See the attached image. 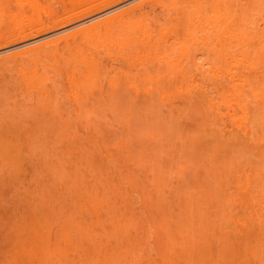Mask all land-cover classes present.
<instances>
[{"label": "bare ground", "instance_id": "6f19581e", "mask_svg": "<svg viewBox=\"0 0 264 264\" xmlns=\"http://www.w3.org/2000/svg\"><path fill=\"white\" fill-rule=\"evenodd\" d=\"M16 1L18 3L16 5L28 7L36 2V0ZM121 1L123 0H70L69 6L63 9L60 17L51 10L48 14L41 11L34 18L24 17L20 20L21 22H14L7 36L2 30L3 22L0 20V40L16 36L24 39L65 25ZM162 12H165V15L158 17ZM43 18L47 19V24L44 23ZM192 53L194 60L196 57H202L203 62L209 65L207 70L218 79L212 92L201 90L194 80H191L190 86L184 84L182 87L185 94L193 100L191 105H196L203 113V123L201 122L205 128L203 130H210L206 127L212 128L210 132L215 130L221 135L230 132L233 134L231 142L248 143L253 152L264 160V0H142L100 21L0 58V95L2 96L0 99L3 102V96H5L9 99L5 100L10 101L7 103L4 100L5 103L2 106L6 104L8 107L7 104H11L10 109L5 107L2 110H5L4 113L0 111V129L2 126L9 125L14 130L12 133L14 135L17 133L15 136L19 137L14 136V139L13 135L9 134L15 142L12 138L11 142L0 138V242L2 244L0 264H110L120 260L121 256L107 258L102 242L103 231L107 222L111 224V227L118 228L122 218H126L118 210L121 193L125 186L141 188L135 180H131L134 176L129 168L136 170L140 163L139 156L146 155L145 160L141 161L143 168L147 159L151 158V152L142 148L144 153L139 155V148L134 145V148L138 150L135 151L131 148L133 145H129L126 147L127 154L122 158L128 163H126L127 166L125 162V165L122 163L121 158L116 159V163L109 164L101 154V136L99 138L93 136L91 140H84L82 137L79 139L78 135L72 136L74 139L72 137L63 139L62 136L61 139L54 125L50 124L53 119L56 121L60 118L58 105L64 100L60 99L63 97L70 100L73 103L71 105H75V109L92 110L91 114L101 113L104 121L114 118L113 122L112 120L111 123L105 122V125H111L110 127H113L112 124L120 125L119 135L125 132L123 135L126 134L128 138L136 133V123L145 124L152 133V135L151 133L145 135L152 139L153 145L157 137L154 132H158L159 129V132L162 131V136L166 134L164 122L161 117L159 119V111L153 106L157 100L154 96H159L162 102L163 97L160 96L167 89L156 84L153 86L155 91L148 89L142 94V90L140 92L135 84L139 82L142 86V81L146 84L151 83L150 81L157 83L159 79L165 78V76H159L164 73L163 68L167 70L169 68L170 73L172 68L174 75L188 78L190 74L186 71L191 70L197 73L199 66L203 63L193 61L195 63L193 67L186 66V59H189ZM169 71L166 72L168 75H170ZM129 83H134V87ZM119 86L128 92V98L125 97L127 94L123 95V100L133 107H129L128 111L137 109L136 117L132 118L130 113L123 112L121 115L118 112L121 94H124L122 90V92L117 90ZM149 87L151 88L152 84ZM110 88L112 91H109ZM129 88L133 91H129ZM112 92H115L117 96ZM116 92H119L120 96ZM144 95L152 97L148 99L152 106L144 104L147 99L143 97ZM115 98L119 99H117L118 102ZM64 101L67 102V100ZM249 103H253L257 111L261 113L259 126L256 117L250 116ZM64 105L62 104L61 107ZM109 108L116 114L111 115V112L109 114L107 111ZM177 110L178 108H173L170 112ZM97 118L100 119L99 116ZM57 122L60 125V119ZM97 125H104V123ZM56 127L60 129L58 125ZM5 128L7 129V126ZM32 128L34 131L31 132ZM99 131L96 135L100 134ZM199 131L190 135L194 142L198 139L196 137L206 136L202 131L199 136ZM33 132L38 136L41 134L40 138L46 135L40 140V145L31 143H39L37 137V139H30L33 134L29 133ZM51 133L58 134L52 137ZM24 136L31 143L23 144L27 146L26 149L30 148L29 150L19 147L21 142L17 145ZM115 138L117 141V137ZM134 140L137 139L134 138ZM215 143L217 141L212 144ZM206 145L209 144L206 143ZM5 146H7L6 149L16 148L17 150L12 153L10 150L7 151L8 149L5 150ZM238 149L242 150L239 147ZM23 150L28 153H24ZM152 150L155 151V149ZM210 154L213 156L212 152ZM217 155H221L222 158L229 156ZM218 156H216L218 161L214 160L217 165L212 162L214 166L211 169L215 166L221 168L222 165L227 167L230 162L232 163L231 159L222 160L217 158ZM206 162L202 164L208 165L211 160ZM171 164V167L176 165L175 158L172 159ZM146 166L150 168L148 162ZM208 168H210L209 165ZM225 169L228 170V167L216 169L222 170L217 172L218 175L227 176L228 171ZM208 171L211 172V170ZM153 174L156 175V172ZM232 174L234 173L228 172V175L232 176ZM150 176L152 175L149 173L148 177ZM145 177H147L146 174ZM259 178L262 179V177ZM248 180L250 179L244 180L247 185H249ZM222 181L225 186L227 182ZM241 183V181L237 183L239 188L237 192L240 190ZM223 189L226 191V188ZM224 191L222 190L223 193ZM239 192L240 195H228L226 202L234 207L235 214L239 218L237 222L240 230L237 229L232 236L238 233L243 238L242 243L235 249V253L241 259L240 264H250L253 262L250 260L260 256V253L259 246L251 241L258 240L253 226L250 227L247 220L251 218L252 212H255L261 227L263 222H261L259 209H255V206L246 209L247 201H253L252 205L256 203L252 199L253 195L248 194L247 191ZM222 197L219 198L223 200L224 197ZM225 208V204L220 205L219 213L223 214ZM22 209L27 210L28 217H24L25 210L22 211ZM245 211L248 216L241 218L240 214ZM243 220L246 223L241 222ZM186 226L189 227V225ZM225 233L230 232L225 231ZM227 238L230 239L229 236ZM190 253L192 255V251ZM116 264H128V261L124 260Z\"/></svg>", "mask_w": 264, "mask_h": 264}, {"label": "rangeland", "instance_id": "374dc122", "mask_svg": "<svg viewBox=\"0 0 264 264\" xmlns=\"http://www.w3.org/2000/svg\"><path fill=\"white\" fill-rule=\"evenodd\" d=\"M140 1L142 0H135V1L123 0L121 2L111 4L102 10L92 12L91 14H88L87 16H83L82 18H79L77 20L70 21L65 25H60L48 29L42 33L30 35L29 37H26L24 39H20V36H16L15 38H10V39L4 38L0 40V58L32 48L36 45L58 38L59 36L70 33L86 25L100 21L119 11L132 7L137 3H139ZM69 2L70 0H36L33 6L28 7V6L16 5L18 4L16 0H0V20L1 22H3V27L1 26L3 28L2 30L6 32V36H7L8 34H10L11 28L14 26L15 21L21 22L20 21L21 19L28 16L34 18L37 15H39L41 11L44 14H48V11L51 10L56 13V16L60 17L63 9L69 6ZM164 15L165 12H162L158 17ZM43 21L45 24H47L46 18H43ZM193 55L194 54L192 53L189 59H186L187 60L186 66H188L189 68L195 65L194 63L195 61L200 64L201 62H203L202 57L200 58L196 57V59L194 60ZM208 66L209 65L207 63L203 62L199 66L197 73L191 70L190 71L187 70L186 72H189V74L191 75V76L188 75V78H181L179 75H174L175 73L174 70H172V68H171V73L169 71V68L168 70L163 68L162 70L164 71V73L160 74L159 76H165V78L167 79L162 78L163 80L159 79V81L161 82L158 81L156 83L150 81L151 83H147V84L145 81H142L143 84L142 86H140L141 83L139 82L135 84V86H137L139 91L142 90V92L140 91L142 94L145 93L148 89L155 91L156 89H154L153 86L156 84L157 86L159 85V87H161L162 85V87H166L165 89H167L164 90L166 92H162V96H160L163 97L162 102L160 101L159 96L158 97L154 96L156 97L157 100L154 99L156 101L153 103V106L155 109H158L159 111L158 112L159 119L161 117L162 122H164L163 125L165 127L164 129L166 134L162 136V131L159 132L160 131L159 129L158 132L157 131L154 132L155 135L157 134L156 135L157 137H156V142H154L153 145L151 144L153 142L152 139L150 137L149 138L146 137V135L150 134L151 132L148 130L145 124L136 123L135 127L137 130L136 133H134V136L132 137L128 138L126 137V134L123 135L125 133L124 131H123L124 133L119 135L118 132L121 129L120 125L117 126L118 124L117 125L112 124L113 127H110L111 125L108 126V124L105 125L106 124L105 122L111 123V120L113 122L114 118L111 119L110 121H104V118L103 117L101 118V113L99 112L98 113L93 112L91 114L90 112H92V110L90 111L81 108L75 109L76 108L75 105H71L73 103H71L70 100H68L67 98H63L62 97L63 95H61L62 98L60 99L67 100V102L62 100V102H60V104L58 105L60 106L58 107L59 116H60V118L59 117L58 118L60 119V125L57 124L58 123L57 121L59 119L56 121L53 119L54 122L53 120L52 122L48 120L49 122H51L50 125L52 126L54 125L55 131L59 132L61 139L62 137H64L63 139H68V138L70 139V137L72 136L76 137V135H78L79 139H81L80 137H82V139L84 138V140L86 139L91 140L93 139L92 138L93 136L96 138H99L101 136L102 138L101 154L103 159L107 161L109 164L116 163L115 160L118 158H121V161L124 164L125 161H123L122 158H124L125 155L127 154L128 149L126 147H129V145L131 146L133 145L131 147L132 149L134 148V145L138 147L139 148L138 150L140 151L136 150V147L134 148V150L138 151L139 155L141 153H144L142 148H144L145 150L147 149L146 150L147 152L148 151L151 152L150 153L151 158L149 160L147 159L148 165L150 166L151 169L148 168V166H146L147 162L143 167L144 169L142 168L143 163L141 161H143V159L145 160L146 155H141V156L138 155L140 163H138V167L136 170L134 169L132 170V168L128 167L130 171H132L131 173L134 176L131 180L132 181L135 180L136 184L138 183L137 185L140 186L141 188H138L137 186L124 187V190L121 193V198L119 200L118 210L120 211V213H123L126 218L125 219L122 218L120 227L118 228H115V226L114 228L111 227V224L109 222L106 223V226L104 228L102 242L105 248L104 251L106 252L107 258L114 256H121L120 260L114 261L110 264L120 263L123 262L124 260L128 261V264H240L241 259L237 257V254L235 253V249L239 244L242 243L243 238L238 233L237 235L232 236V234H234L237 231V229L240 230V228L238 227L239 223L237 222L239 218L235 214L234 207L230 206L226 202V198L228 197V195L230 196L240 195L239 191H247L248 194L253 195L252 199L255 200L256 203L252 205L253 201H247L246 209L251 208V206H255L256 207L255 209H259V213L261 215V222H263L262 223L263 226L261 227L257 222L256 219L257 216L255 212H252L251 218L247 220L249 226L250 227L251 225L253 226L254 229L253 231L256 233V237L258 240V241H253V240L251 241L252 243H255L257 244V246H259L258 252L260 253V256H256V258L250 260V262L253 261L250 264H264V175L263 174H262L263 176L261 175V173H264V160L260 159L258 154H255L253 152V149H251L252 147L249 146L248 143L231 142V139L233 138V134L230 132H225L224 135H221L218 134L217 131L215 130H212L210 132L212 128H208V127H206V129H210V130L204 131L203 129L205 128L202 124L203 113L201 109L197 108L196 105L195 106L191 105L193 100L190 99L188 95H186L185 92L182 90L184 84L186 86H190V83H192L191 80H194L198 84L201 90L212 92V90L216 87L218 79L216 76H214V74L210 73L207 70ZM168 71L170 75L167 74ZM169 77L171 78V80ZM162 81L166 83H163ZM131 84L132 87H134L133 86L134 83ZM149 84L150 85L152 84L151 88L149 87L150 86ZM112 88H110L109 91H112ZM129 89H130L129 91H133L131 90V88ZM117 90L121 91L122 88L119 86ZM125 90L126 89H123L122 90L123 92L121 91L124 94H121L122 98L120 97L121 101L119 102L120 104H118V108H119L118 112L121 113V115H123L122 114L123 112L127 114L130 113L132 114V118H134L137 115L136 114L137 109L136 110L132 109L130 111L127 110L130 109L129 107L132 106H130L125 102V100H123L124 98L123 95L127 94L125 96L127 98L129 96L128 92ZM116 93H118V96H120L119 92ZM112 94L117 96L115 92H112ZM130 96H132V94ZM1 97L2 96L0 95V98ZM143 97L146 96L144 95ZM149 97L150 96H147L146 97L147 99H145L147 104L146 102L144 104L146 106L147 105L152 106V103H149L150 102L148 100ZM3 99L4 100L8 99V97L6 98L5 96H3ZM115 99H116L115 101L118 102L119 99L118 98ZM4 100L2 102L0 99L1 106L4 105L5 103ZM8 100L5 101L8 103L10 102ZM62 104L63 105L68 104L69 106L64 105L63 107H61ZM10 105L7 104L8 107H6V104L5 106L2 107L0 106V111L5 109V107L6 109L7 108L10 109L11 107ZM100 107L103 106L100 105ZM111 108H109V110L107 109L109 114L111 112ZM173 108H178V110L174 112H170V109ZM62 109L64 111H61ZM248 109L250 110V116L252 118L256 117L258 126L261 125V118H260L261 113L257 111V109L254 107V104L249 103ZM112 110L115 111V109L113 108ZM4 112L5 110L2 111V113ZM9 112L11 111L9 110ZM178 112H182V113L180 115H174L175 113ZM114 113L115 112L113 113L111 112V115H113ZM97 114H99L98 116L100 117V119L97 118L98 117ZM94 117L97 120H95ZM109 117L112 118V116ZM49 118L52 119L51 117ZM101 123H104V125H97ZM114 123L116 122L114 121ZM57 125L58 128H60L59 129L60 131L57 129L56 127ZM5 126H7V129L5 128ZM5 126L1 127V129L3 130L0 129V131H3L0 132V136H1L0 138H4V141L6 139V141L11 142L13 140V137L17 133H15L14 135L12 133V131H14L12 127H10L9 125H5ZM92 127L94 129H92ZM100 128L101 131H99ZM8 130L10 133L8 132ZM198 130H200L198 133L199 136H201L202 132L203 134L205 133L204 136L205 135L206 136L200 137L201 139L199 137H196L199 139V142H197L198 139L196 138H195L196 141L194 142V140L190 138V135L194 132H197ZM32 131H34V129L31 130V132ZM98 131L100 132V134L96 135V132L98 133ZM137 133H139L140 135ZM9 134L13 135V137L11 136L12 140H10L11 138ZM29 134L31 135L33 134L32 137L29 136L31 137L30 139L36 137L38 138L39 143L31 142L34 143L36 146L40 145V140H42L46 136L45 135L43 136V138H40L41 134L39 136L37 134L35 135L34 132ZM42 134L44 135V132H42ZM55 134L57 135L58 133ZM55 134L53 135V133H51V136L54 137L56 136ZM159 135L160 137H158ZM210 136H213L214 138ZM15 137H18V135ZM73 137L72 139H74ZM115 137H117V141L115 140L116 139ZM144 137L148 139L146 140ZM125 138L127 140L128 139L130 140L131 138L133 139L128 142L127 140H125ZM134 138H136L137 140H134ZM158 138L161 140L158 141L159 140ZM205 139H207V141ZM21 140L22 141H19L17 145H19V143L21 142V146L19 145V147L25 148V150H29L30 148L26 149L27 146L23 145L24 142H28V139L25 138L24 136V138H21ZM119 140H121V142H118ZM13 141L15 142V140ZM216 141L219 144L215 143L214 145L216 146H214L212 143ZM116 142L118 144H116ZM205 142L208 143L209 145L211 144V146L217 149H213L211 146L206 145ZM31 143L28 142L27 145L28 144L30 145ZM142 144L143 145L146 144V145L143 146ZM146 146H149L150 148L152 147L151 149H155V151L152 150L154 151L152 152L151 149H149V147L147 148ZM6 147L7 146H5V150L8 149L7 151L10 150L12 151V153L17 150L16 148L6 149ZM19 147H18V151L20 149ZM238 147L242 148V150L239 151L240 149H238ZM2 149L3 148L1 147V150ZM25 150H23L24 153H28L27 151L25 152ZM230 151L232 152V154H228L230 153ZM233 151H235L234 152L235 154H233ZM211 152L215 157H213L210 154ZM236 152L240 154L238 155V153L236 154ZM18 153H22V152H18ZM217 154H222L223 157L225 155L226 156L229 155L231 157L227 156L225 158H222L221 155L220 157ZM196 155L198 157H196ZM216 156H218L217 158L222 160L229 161L231 159L230 161H232V163L230 162V164L227 166L228 170L226 169L225 170L228 172H233L234 174H232V176L234 178L228 175V172L226 174L227 176L225 177L222 175H218L219 173L217 172L222 170L217 171L216 169L227 168V167H223L224 165L222 164H221L222 165L221 168L220 167L216 168L215 166L214 167L215 169L214 168L211 169V167L214 166L212 165V162H215L214 160L218 161V159H216ZM204 157L205 159H203ZM174 158L176 161V165H173L172 168L171 161ZM209 160H211V162H209L208 164L210 168H208L207 164H206L207 166L206 165L204 166V164L207 163L206 161ZM227 161L225 163H227ZM126 163L127 162H125V164ZM189 164H191V166ZM214 164L217 165L216 162ZM246 167L247 169L245 170ZM144 170H148V171L145 172ZM208 170H211V172H209ZM155 172L156 175L153 174ZM149 173L152 176L148 177ZM145 174L147 177H145ZM222 174L223 175L225 174L224 171L222 172ZM259 177H262V179H260ZM147 178L150 179L147 180ZM161 178H163L164 181ZM246 179L251 180V181L248 180L249 182L247 181L249 185L245 183L244 180ZM222 180H224V182H227V184L225 183V186H223L224 184H222L223 183ZM235 180L237 181L235 182ZM239 180L242 183L240 190H238L237 192V189H239L237 187V183L240 182ZM124 182L126 183V181ZM162 182L165 183L163 184ZM217 187H219V189L222 187L226 188L227 192L224 191L225 189L222 188V190L224 191L223 193L222 190L221 189L219 190ZM217 190H219L218 193ZM203 193L206 194L203 195ZM204 197L206 198V200H204L205 199ZM219 197H222L223 200H221ZM224 204L226 208L223 211V214H220L219 206L220 205L224 206ZM23 210L25 209H22V211ZM251 210L252 209H250V211ZM23 212H25L26 215V216L24 215V217L29 216L27 215V210ZM246 216H248L246 211L240 214L241 218ZM241 222L246 223L245 220ZM186 225H189V227ZM184 230L185 231L187 230L186 231L187 233L184 232ZM225 231L230 233H225ZM227 236H229L230 239H228ZM1 247L2 244L0 242V250ZM191 251H192V255L190 253Z\"/></svg>", "mask_w": 264, "mask_h": 264}]
</instances>
